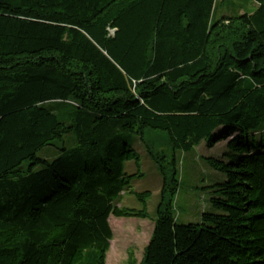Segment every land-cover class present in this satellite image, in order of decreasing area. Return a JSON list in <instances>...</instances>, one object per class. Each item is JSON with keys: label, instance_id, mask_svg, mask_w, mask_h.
I'll use <instances>...</instances> for the list:
<instances>
[{"label": "trees", "instance_id": "obj_1", "mask_svg": "<svg viewBox=\"0 0 264 264\" xmlns=\"http://www.w3.org/2000/svg\"><path fill=\"white\" fill-rule=\"evenodd\" d=\"M224 1L0 0V264H105L110 215L153 220L138 264H264V151L245 143L264 130V0ZM133 134L161 176L153 216L148 190L114 204L140 175ZM226 138L221 213L176 222L175 151Z\"/></svg>", "mask_w": 264, "mask_h": 264}, {"label": "rangeland", "instance_id": "obj_2", "mask_svg": "<svg viewBox=\"0 0 264 264\" xmlns=\"http://www.w3.org/2000/svg\"><path fill=\"white\" fill-rule=\"evenodd\" d=\"M221 6L218 10L219 14L249 13L254 10L256 4L253 0H225ZM150 139L149 144L155 147L154 150L157 149L159 153H164L165 158L169 157V146L163 136L151 135ZM229 139H220L213 147H207L202 141L190 150L175 151L178 160L176 173L178 187L173 198L176 222H199L203 211L221 213V210L216 208L209 199L219 195L220 192H215L218 188L215 184L224 181L225 176L221 170L211 166L209 161L220 159L229 163L238 158L239 145L235 146L229 142ZM128 140L136 160L127 161L124 171L127 174L139 173L140 175L120 193L114 204L119 207L141 209L143 203L136 198L134 193L148 190L150 196L146 199L145 208L153 216L161 188L158 164L146 152L137 135L133 134ZM245 141V143L254 145L256 149L264 151V130L249 133ZM46 153L47 148H43L37 152V155L45 157ZM211 185L213 186L210 187ZM108 223L112 238L106 252L105 264H138L150 238L153 220L110 215Z\"/></svg>", "mask_w": 264, "mask_h": 264}]
</instances>
